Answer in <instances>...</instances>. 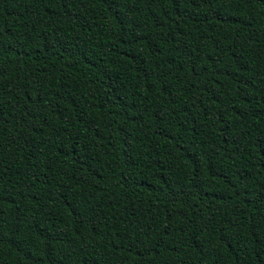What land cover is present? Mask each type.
<instances>
[{"label":"trees","instance_id":"obj_1","mask_svg":"<svg viewBox=\"0 0 264 264\" xmlns=\"http://www.w3.org/2000/svg\"><path fill=\"white\" fill-rule=\"evenodd\" d=\"M0 264H264V0H0Z\"/></svg>","mask_w":264,"mask_h":264}]
</instances>
